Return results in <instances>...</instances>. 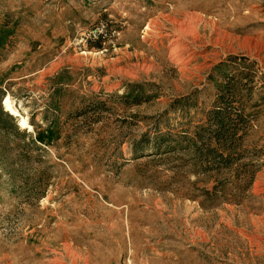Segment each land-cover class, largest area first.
Listing matches in <instances>:
<instances>
[{"label":"rangeland","instance_id":"obj_1","mask_svg":"<svg viewBox=\"0 0 264 264\" xmlns=\"http://www.w3.org/2000/svg\"><path fill=\"white\" fill-rule=\"evenodd\" d=\"M0 264H264V0H0Z\"/></svg>","mask_w":264,"mask_h":264},{"label":"trees","instance_id":"obj_2","mask_svg":"<svg viewBox=\"0 0 264 264\" xmlns=\"http://www.w3.org/2000/svg\"><path fill=\"white\" fill-rule=\"evenodd\" d=\"M226 88L230 89V87ZM235 94L234 88L220 92L213 110L208 113L207 126L201 127L200 132L195 134L194 138L186 139L188 143L186 149L196 151L199 154V160L205 163V170L227 167L235 153L234 136L238 131L237 127L243 120L240 108L236 104L237 95L235 96ZM3 115L6 116L5 113ZM51 137L52 130L48 129L44 133H38L36 141L49 143ZM196 142H199L200 146L206 143L207 148H205V151H199L202 148H197ZM224 153L227 154L224 155Z\"/></svg>","mask_w":264,"mask_h":264},{"label":"built area","instance_id":"obj_3","mask_svg":"<svg viewBox=\"0 0 264 264\" xmlns=\"http://www.w3.org/2000/svg\"><path fill=\"white\" fill-rule=\"evenodd\" d=\"M118 36L116 30L110 28L106 24L100 23L96 26L86 30L81 36V40L87 42H103L106 40L113 39Z\"/></svg>","mask_w":264,"mask_h":264},{"label":"bare ground","instance_id":"obj_4","mask_svg":"<svg viewBox=\"0 0 264 264\" xmlns=\"http://www.w3.org/2000/svg\"><path fill=\"white\" fill-rule=\"evenodd\" d=\"M2 106H3L4 110L6 112H9L10 114H12V116L19 117V114H18L17 110L14 109L13 106L11 105L9 97H6L3 100ZM17 124H18L19 128H22V129L23 128H30L31 129V126L27 123V121L24 118H20L18 120Z\"/></svg>","mask_w":264,"mask_h":264}]
</instances>
